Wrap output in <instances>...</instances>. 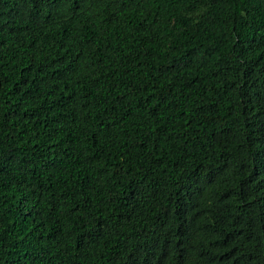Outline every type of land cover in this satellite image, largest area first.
<instances>
[{
    "label": "trees",
    "instance_id": "trees-1",
    "mask_svg": "<svg viewBox=\"0 0 264 264\" xmlns=\"http://www.w3.org/2000/svg\"><path fill=\"white\" fill-rule=\"evenodd\" d=\"M0 264H264V0H0Z\"/></svg>",
    "mask_w": 264,
    "mask_h": 264
}]
</instances>
